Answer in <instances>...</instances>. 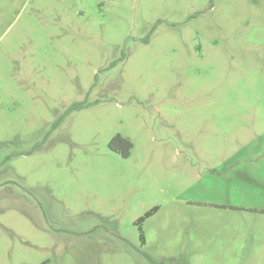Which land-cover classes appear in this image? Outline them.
Segmentation results:
<instances>
[{
	"label": "rangeland",
	"instance_id": "374dc122",
	"mask_svg": "<svg viewBox=\"0 0 264 264\" xmlns=\"http://www.w3.org/2000/svg\"><path fill=\"white\" fill-rule=\"evenodd\" d=\"M0 264H264V0H0Z\"/></svg>",
	"mask_w": 264,
	"mask_h": 264
},
{
	"label": "trees",
	"instance_id": "16d2710c",
	"mask_svg": "<svg viewBox=\"0 0 264 264\" xmlns=\"http://www.w3.org/2000/svg\"><path fill=\"white\" fill-rule=\"evenodd\" d=\"M109 148L121 154L124 158H129L131 155L132 144L128 139L123 138L120 135L114 137L111 142L109 143ZM159 209L156 207L148 212L143 218H140L138 221L139 231L141 232V240L144 242V235L142 234V224L145 222L146 219L153 216Z\"/></svg>",
	"mask_w": 264,
	"mask_h": 264
}]
</instances>
